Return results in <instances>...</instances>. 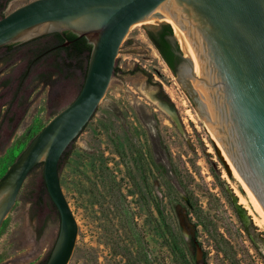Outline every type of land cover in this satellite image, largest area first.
Returning a JSON list of instances; mask_svg holds the SVG:
<instances>
[{
    "label": "rangeland",
    "instance_id": "1",
    "mask_svg": "<svg viewBox=\"0 0 264 264\" xmlns=\"http://www.w3.org/2000/svg\"><path fill=\"white\" fill-rule=\"evenodd\" d=\"M28 1L10 0L5 14ZM147 32L129 29L97 118L58 170L82 227L73 264H126L123 252L137 250L134 233L143 237L151 264H177L169 246L174 235L191 258L198 246L195 264H264V224L255 220L246 191L226 169L197 102ZM1 58L0 177L53 113L73 100L82 77L78 69L57 73L39 66L13 98L24 62L20 51L4 49ZM212 170H220V181ZM234 201L245 209V223ZM59 225L42 168L28 177L20 205L4 222L0 264H41Z\"/></svg>",
    "mask_w": 264,
    "mask_h": 264
},
{
    "label": "water",
    "instance_id": "2",
    "mask_svg": "<svg viewBox=\"0 0 264 264\" xmlns=\"http://www.w3.org/2000/svg\"><path fill=\"white\" fill-rule=\"evenodd\" d=\"M154 11H170L175 22L144 18ZM164 23L171 25L169 39L182 52L176 77L250 186L264 221V0H30L0 18V51L10 43L65 31L85 37L92 47L77 95L0 177V237L4 222L21 203L28 177L43 168L60 219L44 264H73L82 227L67 202L58 173L60 157L97 118L129 29L155 31ZM234 205L245 223V209L236 201ZM195 250L194 262L200 254L197 245Z\"/></svg>",
    "mask_w": 264,
    "mask_h": 264
},
{
    "label": "trees",
    "instance_id": "3",
    "mask_svg": "<svg viewBox=\"0 0 264 264\" xmlns=\"http://www.w3.org/2000/svg\"><path fill=\"white\" fill-rule=\"evenodd\" d=\"M9 1L10 0H0V18L5 15L4 9ZM172 34L173 29L169 23L162 24L160 28L155 31L148 30L147 32L148 37L160 53L165 63L173 73H177L178 66L182 62V58L178 53L182 52L176 41H170L169 36ZM67 40L70 41L69 44L66 46L62 45ZM91 47L92 45L87 42L85 37H79L71 31H65L63 34L54 32L27 41L10 43L1 47L5 48L6 52L20 50L21 58L24 62L23 71L18 77L15 89L13 91V98L18 95L23 87L25 80L31 75V73L34 72L37 67L46 65L53 68L57 73H65L71 71L72 69H78L79 71H81L82 77L79 83V92L86 74ZM2 61L3 60L1 58L0 62ZM116 69L117 67L115 66L114 70ZM167 99L168 98H166V100ZM167 101H169V99ZM57 112H54L53 115H55ZM74 140L68 147L73 145ZM68 147L61 155L58 166L62 158L67 155ZM127 169L128 173L131 174V169L128 165ZM212 171L214 173V176L218 179V181H220V170ZM223 184L225 185L226 183L223 181L222 185ZM133 193L141 194L140 190H136ZM53 206L55 205L53 204ZM155 207L156 211L158 212L159 218L163 219V211L158 205H156ZM194 214L199 219L200 223L203 224L204 228L210 233V235L215 238V235L213 234L211 228H209L207 224H205V222L201 220L200 214H198L196 211H194ZM134 236L136 237L135 242L138 245L137 250L136 253L131 252L129 249H127V252H123L126 259V264H151L149 255L146 252V247L142 245V243H144L143 237L138 236L137 233H134ZM169 241V246L176 257L177 264H195L192 258L186 254L177 235L172 236L171 240L169 239ZM219 248L225 253V250L221 245L219 246ZM49 254L50 252L41 262V264H44L46 262Z\"/></svg>",
    "mask_w": 264,
    "mask_h": 264
},
{
    "label": "bare ground",
    "instance_id": "4",
    "mask_svg": "<svg viewBox=\"0 0 264 264\" xmlns=\"http://www.w3.org/2000/svg\"><path fill=\"white\" fill-rule=\"evenodd\" d=\"M169 13H170V11H154V12H151V13L147 14L144 18L163 19V20H171V21H174L171 18V16L169 15ZM205 123H206L205 125L207 127V130H208L209 134L211 135L212 139L214 140L216 146L218 147L221 155L225 159V161L228 164V166L230 167L231 171L234 173L235 177L240 181L241 185L243 186V189L246 191V193L248 195V198H249L250 202L253 205V208L256 211V207H255V204H254V201H253V198H252L250 186L246 183V181L244 180V178L242 177V175L240 174V172L237 170L236 166L232 163V160L230 159V156L227 154L226 150H222V148L219 145L217 139L215 138L213 132L211 131L208 123L206 121H205ZM258 216H259V218L255 217V220H258V222L264 224V221L262 220V218L260 217L259 214H258Z\"/></svg>",
    "mask_w": 264,
    "mask_h": 264
},
{
    "label": "flooded vegetation",
    "instance_id": "5",
    "mask_svg": "<svg viewBox=\"0 0 264 264\" xmlns=\"http://www.w3.org/2000/svg\"><path fill=\"white\" fill-rule=\"evenodd\" d=\"M159 29V28H158ZM260 251H261V253H262V250H261V248H260ZM263 254V253H262ZM264 255V254H263Z\"/></svg>",
    "mask_w": 264,
    "mask_h": 264
}]
</instances>
